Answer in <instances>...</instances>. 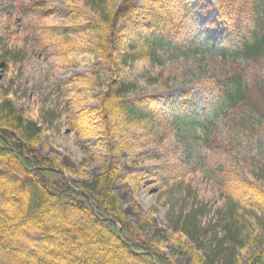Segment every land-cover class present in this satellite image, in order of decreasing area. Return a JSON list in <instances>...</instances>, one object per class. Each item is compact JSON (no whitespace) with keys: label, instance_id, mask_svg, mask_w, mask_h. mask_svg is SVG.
Returning a JSON list of instances; mask_svg holds the SVG:
<instances>
[{"label":"trees","instance_id":"trees-1","mask_svg":"<svg viewBox=\"0 0 264 264\" xmlns=\"http://www.w3.org/2000/svg\"><path fill=\"white\" fill-rule=\"evenodd\" d=\"M66 1L68 11L57 25L47 23L56 13L51 0H24L20 9L39 14L43 23L6 43L0 61L14 65L30 50L46 47L72 62L92 46V57L111 71L109 81L102 88L96 77H77L99 92H75V113L64 122L83 144L99 136L95 146L85 147L109 155L110 161L92 176L85 170L87 161L66 167L41 154L36 147L53 119L28 117L11 93L1 91L0 264H174L165 251L168 240L191 251L192 264H264V190L234 167L221 163L213 170L222 204L206 224L218 218L220 230L203 248L194 247L199 211L192 210L181 228L173 224L168 238L153 229L148 240L129 221L114 189L121 176L120 156L142 149L145 142H160L173 127L156 98H132V93L136 71L158 68L164 57L183 50L171 42L184 29V5L171 0ZM214 2L225 33L212 56L220 65L218 75L208 82L216 105L234 107L244 101L264 107V0ZM174 73L171 69L168 77ZM158 75L164 77V72ZM141 158L133 156L130 162ZM165 172L169 177L171 171ZM134 175H128L132 182L138 178Z\"/></svg>","mask_w":264,"mask_h":264},{"label":"rangeland","instance_id":"rangeland-1","mask_svg":"<svg viewBox=\"0 0 264 264\" xmlns=\"http://www.w3.org/2000/svg\"><path fill=\"white\" fill-rule=\"evenodd\" d=\"M23 1L0 0V33L4 38L0 54L6 43L28 33L30 25L43 23L39 14L20 9ZM171 1L183 4L185 9L184 29L175 33L171 42L173 48L180 46L183 50L164 57L158 68L136 71L132 98H156L173 121V127L160 142H145L142 149L120 156L121 176L114 182V189L129 221L148 240L153 229L163 230L168 238L173 224L181 228L192 210L199 211L194 247L203 248L212 242V234L220 230L218 218L206 224L222 204L212 177L216 165L234 167L264 190V107L244 101L234 107H217V98L209 90L208 82L218 75L220 65L212 56L219 50L225 33L216 18L215 2ZM51 5L56 13L47 23L60 25L68 2L51 0ZM138 20L143 22L145 18ZM92 50V46H86L72 62L61 60L46 47L30 50L23 61L14 65L3 59L0 92L11 93L17 108L28 117L46 122L53 119L51 129L36 147L38 152L56 157L66 167L75 168L87 161L85 170L96 176L110 161L109 155L87 148L95 146L100 137L92 136L83 144L64 122L65 117L71 118L75 113L71 101L75 92H99L98 87L80 83L77 77H96L102 88L109 81L111 71L92 57ZM171 69L175 71L174 77H168ZM160 71L164 77L158 75ZM161 131L165 132L164 127ZM138 155L143 158L131 163L130 159ZM167 169L171 173L165 178ZM134 173V178L138 176L136 182L128 178ZM165 251L174 264H192V252L172 241L166 242Z\"/></svg>","mask_w":264,"mask_h":264},{"label":"water","instance_id":"water-1","mask_svg":"<svg viewBox=\"0 0 264 264\" xmlns=\"http://www.w3.org/2000/svg\"><path fill=\"white\" fill-rule=\"evenodd\" d=\"M95 212H96V210H95Z\"/></svg>","mask_w":264,"mask_h":264}]
</instances>
